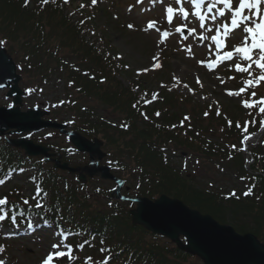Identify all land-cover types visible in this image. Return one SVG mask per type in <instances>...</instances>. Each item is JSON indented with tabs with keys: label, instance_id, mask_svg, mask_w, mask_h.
I'll list each match as a JSON object with an SVG mask.
<instances>
[{
	"label": "trees",
	"instance_id": "trees-1",
	"mask_svg": "<svg viewBox=\"0 0 264 264\" xmlns=\"http://www.w3.org/2000/svg\"><path fill=\"white\" fill-rule=\"evenodd\" d=\"M24 3L25 0H0V40L6 41L4 45L15 55L21 72L37 76L47 83L59 78L67 89L74 88L79 101L88 106L83 110L81 107L85 105L73 104L78 119H74L72 127L89 138L104 140L105 162H111L109 164L115 168L117 161V167L133 164L134 167H128V170L130 174L132 171L137 173L134 182L139 185L142 195L156 198L167 194L181 199L193 209L212 215L221 223L232 219L237 231L252 232L264 243V147L260 146L259 153L254 154L255 162L250 167L252 172H247L239 150L243 133L235 126L229 128L224 116L233 120L234 125L237 121L244 123L246 120L230 116L226 111L217 117L215 110L205 118L203 112L208 105L166 91L160 94L152 107L145 106L141 96L133 91L134 87H125L119 80L115 67L119 59H115L116 53L106 46L107 40H102L103 46L96 49L86 39L85 28L98 12L88 6L77 10L74 0H69L67 4L62 0L55 3L50 0L47 5H43L41 0H30L27 7ZM68 7L72 12H79L81 17L69 15ZM82 19L85 20L83 25L79 23ZM84 71L95 79L83 75ZM161 72L159 75L162 76L164 72ZM103 77H107L105 83L100 82ZM69 81L75 83L70 87ZM137 100L141 103L133 108L132 104ZM74 101L78 102L77 99ZM92 103L96 107L91 106ZM98 106L111 107L120 118V123L127 122L130 128L124 130L116 122L100 117ZM156 111H160L159 117L155 116ZM141 112H145L149 119L145 120ZM54 114L60 115L56 111ZM185 115L190 116L191 126L186 121L184 127H179ZM174 124L177 127L172 128ZM252 131L250 124L249 133ZM197 132L199 135H196ZM218 139L225 143L219 144ZM233 144L237 145L236 149L223 148ZM170 145L174 146V152L183 150L193 157L201 154L220 166L230 163L238 167L237 178L243 186L237 193L239 198L197 188L194 179L176 170L169 154ZM229 155L233 157L231 160ZM28 160L35 164L33 166L42 165L39 159H28L22 151L12 148L0 138V175L14 165L26 164ZM253 184L252 195L245 197L243 193ZM41 185L49 195L43 210L51 225L57 229L67 228L68 232H83L82 236H72L74 247L83 239L92 241L94 236L95 240L86 246L97 250L107 246L114 256L110 264H199V260H192L195 256L165 242L163 237L133 226L129 207L125 203H111L107 208L108 204L102 202L104 196L95 198L85 192V187L79 182L68 179L51 167ZM30 209L38 215L43 214L34 206ZM76 250L75 247L74 255L77 256ZM105 255L102 253L101 259ZM79 261L77 259L75 264H84V260ZM64 264L71 262L66 260Z\"/></svg>",
	"mask_w": 264,
	"mask_h": 264
},
{
	"label": "rangeland",
	"instance_id": "rangeland-1",
	"mask_svg": "<svg viewBox=\"0 0 264 264\" xmlns=\"http://www.w3.org/2000/svg\"><path fill=\"white\" fill-rule=\"evenodd\" d=\"M84 4L85 6L91 5V0H76L75 5L79 6L80 4ZM92 7V6H91ZM98 10V14L94 15V20L87 26L89 30L87 31V39L93 43L100 42V40H107V47H110L114 53L118 56H122V59H119L117 63V67L119 69L118 78L123 83L125 87H130L132 81H135L137 76V69L150 67L152 61L151 57L155 52L158 51L156 46V33L153 31L151 34H145L139 29L143 27L145 21L149 18H158L161 16L163 5L160 3H156L153 6L150 1L137 3V0H98L97 5L94 6ZM132 8L129 11V8ZM79 9V8H78ZM143 9H149L148 11H142ZM67 12L70 13L71 10L67 9ZM74 13L75 17H81L80 13ZM132 23L135 27L134 29H128L127 24ZM164 26H167L166 24ZM96 32V36L93 35L92 31ZM179 40V36L172 37L168 40L166 45H160L161 48L164 49L162 53V63L163 66H166V72L163 77L159 76H149L145 78L144 76V87L148 90L147 92H152L154 90H162L163 87H160L161 84L167 85L169 88L172 87L173 84V75L177 76L181 80V87L173 88L172 92L179 93L188 97L194 98L195 102H199L201 104H210L213 100H218L221 105V109H224L230 116H241L242 118H246V120H264V115L260 114L258 111L253 112L251 116L248 115L245 109H243L239 102L236 99L229 98L224 94V89H236L240 86L238 83L239 77L237 81H228L226 84L221 85L219 81L216 79V76L219 75L227 79L230 75H235V73L227 70V62L225 65L221 66L217 69L216 72H208L203 67L196 64V60L191 59L187 56L186 52L183 50H178L180 48L177 41ZM235 41L229 40V45L234 43ZM210 43V42H209ZM99 45V44H98ZM97 45V46H98ZM193 50L196 52V59H204L206 54V49L203 45L196 47L194 46ZM15 57V55L13 56ZM16 59V58H15ZM127 64L130 65L129 68L125 69L123 66ZM194 74L199 75L202 82L204 83V88L200 89L199 86L195 83ZM26 78V76H24ZM31 77V75H30ZM39 78H27L23 80V85H29V83H35ZM22 83V82H21ZM187 83L195 89L196 95H192L188 93L187 89L182 87V84ZM22 85V84H21ZM44 91L34 93L30 96H26L23 101V111L28 108H33L35 106H40L43 109H50L51 105L64 98L66 93H73V89H67L65 83H62L60 80H54L53 83H50L46 87L44 86ZM7 89L0 92V106H9L12 102V99L6 96ZM78 96V95H77ZM200 96H207L208 100H201ZM83 104V101L80 105ZM88 106L87 104H83ZM95 103H92L91 106H95ZM205 106V105H204ZM96 107V106H95ZM100 109L99 116H103L107 119H112L113 121L119 122L120 118H118L117 114L111 109V107H102L98 106ZM213 108L215 105L213 104ZM66 112L64 114L66 120H69L68 115L72 114L68 112L67 109L62 110ZM69 113V114H67ZM100 116V117H101ZM257 116L258 119H253ZM68 129V128H67ZM50 129L42 130L38 133H35V137L39 141L41 145L43 143L53 144L59 147H67L70 144L68 138L65 135H62L58 132H55L53 137L46 138V135L50 132ZM257 134V139L254 136L250 139L247 144V148L244 151V158L249 163H251L252 155L251 151L254 147L262 144V137L264 134V130L261 129ZM262 135V137H261ZM9 136V135H8ZM17 136H11V138L15 139ZM10 138V137H8ZM254 138V139H253ZM219 144H222L220 139H218ZM171 150L169 154L172 155V161L177 171L182 172L184 175L189 176L191 179H194V184L199 189H209L215 193H229L231 190H235L239 188V180L236 177L238 173V167L232 166L230 163H223L220 168H223L224 171L221 172L219 168H217L218 162H214L212 160H205L201 158V154H196L199 158H192L190 156H182L185 152L180 150V152L175 153V157H173L172 150L174 149L173 145L168 146ZM182 153V154H181ZM53 159L58 160L59 162H66L72 167L76 166H87L90 162L88 154L79 153V154H69L62 155L58 158L56 156ZM199 160L200 163L196 164L195 161ZM185 161H187L188 168L185 170H181V167L184 166ZM221 164V163H220ZM128 165V164H127ZM226 166V167H223ZM130 168L134 167L133 164L130 163ZM78 173V172H76ZM135 173L134 176L132 174ZM65 176L70 177L71 175L75 176V174H69L68 172L62 173ZM125 174V175H124ZM118 178H125L126 182L124 187L120 189L122 194H131L132 196H137L138 190L135 186V182L133 179L138 177L137 173L134 171L130 172H120L117 173ZM72 177V176H71ZM133 177V178H132ZM20 180L15 181L16 186H21ZM209 184L213 185L211 188ZM87 188L88 192L91 194H97L96 189L101 188V192H105L107 189L115 190L117 187L115 186L114 180H103L98 175L93 178L87 179ZM7 186V185H6ZM3 186L0 189V194L5 192L9 188ZM98 186V187H97ZM147 186V185H146ZM242 189V186H241ZM28 187L23 189V193L19 194L22 198H29L32 194V191H29ZM149 199H153L151 196L142 195ZM169 196V195H168ZM174 198L172 196H169ZM119 198L114 194L113 196H105V203L114 202L116 203ZM184 202V201H183ZM110 208V205L107 208ZM136 206L133 205L132 209ZM231 214V213H230ZM232 217V216H231ZM231 217H228L231 219ZM227 218V219H228ZM37 220V219H35ZM35 223V227L32 229L19 228V229H3L0 226V231L4 235L5 238H0V245H5V251L0 253L2 259H4L7 264H38L43 256L49 251L50 245L52 243H56L58 237L53 234V227L48 226H40L39 222ZM232 220V219H231ZM228 220L226 224H232L233 221ZM39 224V225H37ZM11 238V239H10ZM165 242H170V239L163 238ZM173 244V243H172ZM77 257H79L80 261L83 262L85 257H92L93 261L98 263L101 260L102 253L99 249H91L88 246H85L83 250H77ZM192 260H199L197 257ZM79 261V263H80ZM199 264H203L201 260L198 261ZM196 264V262H194Z\"/></svg>",
	"mask_w": 264,
	"mask_h": 264
},
{
	"label": "snow or ice",
	"instance_id": "snow-or-ice-1",
	"mask_svg": "<svg viewBox=\"0 0 264 264\" xmlns=\"http://www.w3.org/2000/svg\"><path fill=\"white\" fill-rule=\"evenodd\" d=\"M30 0H25L24 6L27 7ZM50 0H41L43 5H47ZM55 3L56 0H51ZM65 4L69 3V0H63ZM98 0H91V6L97 5ZM137 3H143V0H137ZM150 3L155 6L156 3L163 5L161 16L158 18H149L145 21L143 27L139 30L145 34H151L153 31L156 33V46L158 51L151 57L150 67H144L137 69V75L147 74L153 70H161L163 68L162 63V53L164 49L160 45H166L168 40L172 37L179 36L177 43L180 48L178 50H183L186 52L187 56L191 59L196 60V64L203 67L208 72H216L221 66L225 65L227 62V70L235 73V75H230L225 79L219 75L216 79L221 85L226 84L228 81H237L240 86L236 89H224V94L229 98L236 99L240 106L246 110L249 116L253 112H259L264 115V94L258 95V90L264 87V0H150ZM80 9H83L85 5L82 3L79 5ZM129 11L132 10L130 7ZM149 9H143L142 11H148ZM69 15H74V13H69ZM87 19H92L88 17ZM79 23L83 25L85 20H80ZM167 27H164V25ZM132 23L127 24L128 29H134ZM95 33H93L94 35ZM235 41L229 45V40ZM210 42V43H209ZM6 44L5 40H0V46ZM203 45L206 49V54L204 59H196V52L193 50L194 46L199 47ZM26 59H30L26 57ZM115 59H122V56H117ZM65 64L68 63L67 60L64 61ZM31 67V65H29ZM119 67V66H118ZM125 69L129 68L130 65L125 64L123 66ZM76 71H80L76 68ZM83 75L89 76L91 79H95L88 71H84ZM195 83L200 89L204 88V83L202 82L199 75L194 74ZM107 77L101 79V83H105ZM75 82L69 81V86L71 87ZM160 87L168 88V91H172L173 88L181 87V80L179 77L173 75L172 87L161 84ZM184 89H187L188 93L196 95L195 89L190 87L189 84H182ZM139 88V85L133 89L135 92ZM32 91V89H29ZM81 91V89H77ZM148 93L145 92L141 97V100L145 104H151L156 101L159 97V93L153 91L151 93V99H147ZM201 100H208L207 96H200ZM141 100H137L136 103L132 104L133 108H137V105L141 103ZM64 103H75V101H59V104ZM213 104L215 105V116L221 117V105L218 100H213L212 103L208 104L207 110L203 112V116L208 118L213 110ZM145 120L149 117L145 112L140 113ZM161 115L160 111L155 112V116L159 117ZM226 124L229 128L235 126L238 131L243 133V138L240 141L243 148L240 151L246 150L247 144L251 139L249 134V125L255 123V120H248L244 123L237 121L234 125L233 120L228 119L224 116ZM190 116L185 115L181 120L179 127H184L185 122L190 124ZM74 123V121H72ZM111 123V121H109ZM264 125V121H261ZM116 126V125H113ZM124 130L130 128V124L127 122H121L118 125ZM172 128L177 127V125H171ZM223 132L224 129L222 128ZM31 135V134H30ZM49 135H53L49 133ZM196 135H199L197 132ZM210 143V142H209ZM233 149L237 148V145L233 144L230 146ZM231 155L228 159H232ZM167 162V157L165 156V163ZM196 164L200 161L196 160ZM117 166L119 161L116 162ZM184 169L187 170V161L184 163ZM217 168L221 172L224 171L217 164ZM21 172L25 171L20 169ZM142 171V169H141ZM32 179H35L33 177ZM241 179H246L241 177ZM6 184L4 178H0V186ZM139 187V185H137ZM213 185L209 184L211 188ZM255 185L248 187L247 191L243 193L245 197L252 195V189ZM97 192L101 189L97 188ZM43 193V197L47 198L48 193L42 187L37 185L35 189V195L31 197V200L36 201L34 207L43 210L45 204L41 200L37 199ZM22 195V194H21ZM228 197L239 198L233 190L228 194ZM259 199V197H257ZM30 199L22 197V204L24 206L29 205ZM10 205V201L7 195L0 196V222L10 220L14 225H18L19 216L14 215L6 210V206ZM14 206V205H12ZM23 213H21V216ZM44 224H48L49 220H43ZM61 223H63V217L61 216ZM28 229L34 227L33 222L29 221L27 225ZM53 234L58 237L56 243L50 245L49 251L40 260V264H64L65 258L75 264L76 260L79 259L74 255V248L72 243H68L70 237L73 235L82 236L83 232H68L67 228H61L59 231L53 227ZM95 240L93 236L92 241ZM92 241L88 239H83L82 242H78L75 247L79 250H83L86 244H91ZM104 241L101 240V244L104 245ZM5 245H0V253L5 251ZM101 253H106V255L98 262V264H110V261L114 258L111 254V250L107 246H103L99 249ZM0 264H7V262L0 258ZM84 264H96L92 257H85Z\"/></svg>",
	"mask_w": 264,
	"mask_h": 264
},
{
	"label": "water",
	"instance_id": "water-1",
	"mask_svg": "<svg viewBox=\"0 0 264 264\" xmlns=\"http://www.w3.org/2000/svg\"><path fill=\"white\" fill-rule=\"evenodd\" d=\"M20 79L13 59L0 47V90L9 87L8 96L14 97V104H20L23 95L18 84ZM41 116L39 109L21 112L19 107H0V134L10 129H16L15 133H23L46 127L64 128L57 123L44 122ZM71 140L80 151L90 152L92 161L95 155L99 159L103 157L99 140L92 143L78 133H74ZM11 144L25 149L30 156L50 155L48 148L29 140H12ZM56 167L71 173L80 172L83 181V172L89 175L101 173L104 178L113 179L108 167L96 164L92 167L71 168L67 163L60 165L58 162ZM137 203V208L131 211L135 225L169 238L181 250L198 256L204 264H264V244L254 234H240L232 226L220 224L212 216L191 209L183 201L167 195L153 201L140 197Z\"/></svg>",
	"mask_w": 264,
	"mask_h": 264
},
{
	"label": "bare ground",
	"instance_id": "bare-ground-1",
	"mask_svg": "<svg viewBox=\"0 0 264 264\" xmlns=\"http://www.w3.org/2000/svg\"><path fill=\"white\" fill-rule=\"evenodd\" d=\"M255 139H257V137Z\"/></svg>",
	"mask_w": 264,
	"mask_h": 264
}]
</instances>
